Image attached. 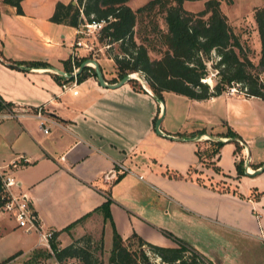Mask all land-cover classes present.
I'll use <instances>...</instances> for the list:
<instances>
[{
	"label": "crops",
	"instance_id": "0c3cea01",
	"mask_svg": "<svg viewBox=\"0 0 264 264\" xmlns=\"http://www.w3.org/2000/svg\"><path fill=\"white\" fill-rule=\"evenodd\" d=\"M56 2L75 0H20L19 13L0 0V113L26 110L0 120V172L19 183L40 227L57 232V247L98 226L103 241L113 232L163 247L181 241L211 264H264V168L245 172L264 164V99L222 92L195 100L164 91L157 101L149 88L103 87L92 75L62 90L69 60L55 38L71 31L72 49L77 27L49 20ZM100 70L111 84L115 72ZM38 106L45 133L32 116ZM236 155L247 160L243 174ZM104 201L106 218L97 209ZM4 219L0 264L51 253L35 232ZM51 262L59 264L53 254Z\"/></svg>",
	"mask_w": 264,
	"mask_h": 264
},
{
	"label": "trees",
	"instance_id": "16d2710c",
	"mask_svg": "<svg viewBox=\"0 0 264 264\" xmlns=\"http://www.w3.org/2000/svg\"><path fill=\"white\" fill-rule=\"evenodd\" d=\"M2 1L13 5L16 12H21L20 0ZM128 1L75 0L73 4L56 2L49 20L71 27H77L82 21L85 23L102 21L100 29L96 32L97 42L106 46L108 50L112 45H116L117 49L116 53H108L116 74L110 82H116L126 74L140 72L157 101H162L161 94L164 91L183 95L189 99H206L221 94L231 82L245 88L247 96L264 99V81L258 78V73L251 72L252 63L233 34L226 16L219 9L220 0H203L202 8L195 12L184 9L182 4L198 0H148L135 9L128 5ZM225 2L230 4L231 0ZM157 12L161 14L164 28H160L157 20L154 19ZM144 19H147V22L144 23ZM253 19L259 41L256 70L263 72L264 7L254 10ZM150 49L156 51L158 57L150 58L148 56ZM212 55L216 58L213 59ZM84 59L86 58H80L76 65L79 67ZM208 63H211L218 76L212 87H208L206 83L210 81L206 78ZM28 64L44 65L43 62H28ZM87 75L95 77L94 70L83 67L76 73V81L83 80ZM132 81L133 79H130L127 82ZM137 88L143 90L141 87ZM155 120L156 118L154 122ZM227 133L234 135L230 130ZM220 144L221 142L215 143L216 146ZM235 169L237 174H243L241 162L235 164ZM166 174L175 178L180 177L178 173H170L168 170ZM2 202L0 198V206ZM97 209L102 211L104 218L108 217L107 201ZM84 216L86 214L79 220ZM69 226L70 224L62 230ZM52 234L48 245L58 263L74 258L82 264H94L86 245L80 244V238L72 240L63 247H57L55 242L57 232L53 231ZM130 239L132 237L127 241ZM134 239L137 247L130 249L129 245L124 244L113 232L108 264H146L145 251L138 250V246L142 245L157 256L161 264H211L181 241H178L175 247H163L144 242L137 237Z\"/></svg>",
	"mask_w": 264,
	"mask_h": 264
},
{
	"label": "rangeland",
	"instance_id": "374dc122",
	"mask_svg": "<svg viewBox=\"0 0 264 264\" xmlns=\"http://www.w3.org/2000/svg\"><path fill=\"white\" fill-rule=\"evenodd\" d=\"M146 1L148 0H129L128 5L132 9H135L143 5ZM182 6L186 10L195 12L202 8L203 0L183 2ZM260 7H264V0H231L230 4H227L225 0H220V5H219V9L226 16L227 22L230 25L233 34L237 37L238 42L243 52L245 53V55L248 57V59L252 63V67L250 68L251 72L258 73V78L264 81V71L258 72L256 70V64H257L258 57H259V41H258V35L256 31V25L253 19L254 10ZM154 19L157 20L160 28H164V23H163L161 14L157 12L154 16ZM146 20L147 19H144V23L147 22ZM84 24H85V21H82V24H79L78 28L81 31H83V34H80L81 41H83L89 48L87 49V48L81 47L83 48L82 49L83 51L81 53L82 55L81 57L80 56L78 57L75 55L76 57L74 59V66L78 68V66L76 65V62H78L80 58L85 57L86 59L82 60L81 63L87 59H93L95 60V62H97L99 69L103 68L104 69L103 71H105L107 75L113 74L114 67L112 63L106 62L105 59L108 57V53L117 52L116 45H112V47L109 48L110 50H108L106 46H103L99 42H97V36H98L96 33L97 31H95L94 29H90V31L87 32L86 28L82 27V25ZM62 33L64 37H61ZM55 39L57 40V42L60 43L59 47L62 51V55L66 56V59L69 60L70 50L71 51L74 50L73 48L70 49V47L67 46V42L73 41V36L71 34V31L65 30V33L63 31H60V33L57 34ZM148 56L150 58H156L158 57V53L150 49L148 50ZM212 58L215 59L216 56L212 55ZM68 63H69V71H71L70 60L68 61ZM88 63L89 64L84 67L90 68V70L91 68L93 69V64H91L90 62ZM99 63L102 64L103 66H100ZM207 69L208 70H207L206 78H209L210 81L206 83L208 87H212L218 80V76H216L215 74L216 71L212 67L211 63L207 64ZM135 74L138 75L139 79H133V81L130 83L134 87L149 88L143 75L140 72H136ZM68 84L70 85V83ZM227 87L228 86L224 88L223 90L224 93H226ZM164 101L166 102V104L169 102L168 95L164 97ZM161 114H162V109L160 111V115ZM251 156L252 158L256 157V151L254 148H251ZM244 159L240 155L239 156L236 155V160L238 163L241 162V164H243ZM5 216H7V214L2 212L0 209V224L1 222H4ZM93 230L95 231L94 235H91L90 233H85L81 235L80 237H78L81 239L80 244L83 246L86 245V247L88 248V251L91 253L92 259L94 260V264H108V256H109V250H110L109 246L111 243V239L105 237L103 241L102 237L99 234L98 226L93 227L92 231ZM123 242L124 244H128L130 249H135L137 247V242L133 238L128 241L125 240ZM138 250L145 251L146 256H147L146 264H161V261L159 260V258L155 256L152 252L147 250L146 246H143V245L138 246ZM51 253L47 248H45V250L42 252L35 250V251H32L31 254L27 256V258L20 259L18 261H13L9 264H52L51 262L52 254ZM59 264H82V263L78 259L70 258V259H65L63 262Z\"/></svg>",
	"mask_w": 264,
	"mask_h": 264
},
{
	"label": "built area",
	"instance_id": "2783aa9c",
	"mask_svg": "<svg viewBox=\"0 0 264 264\" xmlns=\"http://www.w3.org/2000/svg\"><path fill=\"white\" fill-rule=\"evenodd\" d=\"M102 25V21L94 22L91 21L89 23H85L82 27L86 28V31H90V29H94L98 31ZM77 26L75 30V34L77 38L71 44L73 49L78 47L89 48L83 41H81L80 34H83ZM75 51L72 50L70 53V64H71V71L68 72V79L65 75V79L70 80V85L62 82L60 84L62 90L69 89L73 87L76 82V71L78 68L74 66V59H75ZM89 64V63H87ZM226 94H240L246 95L245 88L241 87L238 83L231 82L227 87ZM247 96V95H246ZM26 113L25 109H20L19 112H14L13 110H6L4 113H0V120L6 118H13L17 116L24 115ZM32 116H34L38 120V127L42 130V132H47V127L45 123L47 122V118L43 115L42 106H38L32 112ZM244 162H247L245 159ZM14 162L11 163L13 165ZM120 167V166H119ZM122 167V166H121ZM0 187H1V196L2 204L0 209L2 212L6 213L7 215L11 216L15 222L17 228L22 230L23 232H35L37 235L38 243L44 245L49 248V241L51 240L53 234V230L45 229L43 230L37 218V215L33 211L30 206L29 200L26 194L19 189V183L14 180L13 177L4 174V172H0Z\"/></svg>",
	"mask_w": 264,
	"mask_h": 264
},
{
	"label": "water",
	"instance_id": "95a60500",
	"mask_svg": "<svg viewBox=\"0 0 264 264\" xmlns=\"http://www.w3.org/2000/svg\"><path fill=\"white\" fill-rule=\"evenodd\" d=\"M88 62H90L91 64H93V69H94V73H95L96 80H97V82H98L101 86H103V87L106 86V87L113 88V87H116V86H119V85L123 84L124 82H127V81L130 80V79H134V78L131 76V74H126V75L123 76L121 79H119L117 82H115V83H111V84H107V83H105V81L103 80V76H102V73H101L100 69L98 68V64H97V63L95 62V60H93V59H87V60H85L84 62H82V63L80 64V66L78 67L76 73L79 72L84 66H87V65H88L87 63H88ZM62 74H63V73H62ZM162 115H163V109H162V114H161L160 116H158V117L156 118L155 122H154V129H155V132H156V133H159V134H161V132H160L158 126H159V123H160V121H161ZM263 168H264V164H263L261 167L255 169V170H253V171H251V172H249L248 170H245V172H246L247 174H249V173H250V174H257V173H258L259 171H261Z\"/></svg>",
	"mask_w": 264,
	"mask_h": 264
},
{
	"label": "bare ground",
	"instance_id": "6f19581e",
	"mask_svg": "<svg viewBox=\"0 0 264 264\" xmlns=\"http://www.w3.org/2000/svg\"><path fill=\"white\" fill-rule=\"evenodd\" d=\"M131 76H132L134 79H139L138 75H136V74H131Z\"/></svg>",
	"mask_w": 264,
	"mask_h": 264
}]
</instances>
